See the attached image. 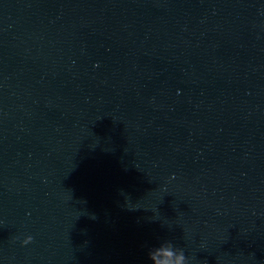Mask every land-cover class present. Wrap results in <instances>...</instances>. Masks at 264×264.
I'll list each match as a JSON object with an SVG mask.
<instances>
[{
	"label": "clouds",
	"instance_id": "clouds-1",
	"mask_svg": "<svg viewBox=\"0 0 264 264\" xmlns=\"http://www.w3.org/2000/svg\"><path fill=\"white\" fill-rule=\"evenodd\" d=\"M32 240L33 237L29 235L21 243L27 245ZM143 247L146 249L147 260L150 264H189L184 249L178 247L172 240L161 239L155 245L145 244Z\"/></svg>",
	"mask_w": 264,
	"mask_h": 264
}]
</instances>
